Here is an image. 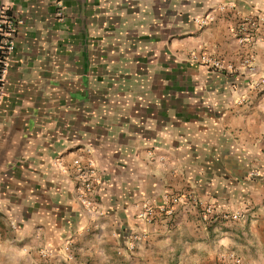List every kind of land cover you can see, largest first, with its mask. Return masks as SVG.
I'll list each match as a JSON object with an SVG mask.
<instances>
[{"label":"crops","instance_id":"1","mask_svg":"<svg viewBox=\"0 0 264 264\" xmlns=\"http://www.w3.org/2000/svg\"><path fill=\"white\" fill-rule=\"evenodd\" d=\"M1 4L17 32L0 99V264H67L66 246L83 264H227V251L264 264V86L250 89L264 25L252 43L235 35L264 0ZM75 161L98 170L91 208ZM190 194L246 217L204 223Z\"/></svg>","mask_w":264,"mask_h":264},{"label":"built area","instance_id":"2","mask_svg":"<svg viewBox=\"0 0 264 264\" xmlns=\"http://www.w3.org/2000/svg\"><path fill=\"white\" fill-rule=\"evenodd\" d=\"M212 19L209 15L197 16L194 18L195 23L198 27H204L207 23ZM260 21L263 19H259ZM258 19L246 18L243 22H241L235 29V35L237 37L238 43L240 45H246L251 42L253 39V34L251 33V29L258 26ZM17 32V23L13 16L9 13V7L5 4L0 5V99L2 96L3 83L5 81V74L7 72V68L9 66V58L11 53L15 49V36ZM189 58L193 62H197L200 64H209L211 63L214 67L221 69H233L234 66L231 64H224L220 60L216 58H208L204 55H199L197 52L192 51L189 53ZM254 59V56L251 54H247L242 57L240 60V66L246 69L251 68V63ZM264 86V75L255 79L250 84V89L253 91L260 92ZM244 98H240L238 103L244 102ZM148 155L150 157L153 156L152 152H149ZM163 159V158H161ZM74 173L73 180L75 182V187L77 191V200L86 206L87 208H91L92 206V198L94 196V191L96 185L99 183L98 170L96 166L90 161L87 164H80L78 161L74 162ZM193 201H196L197 205L201 206L200 211V219L206 223L209 220L211 221H241L246 217V210L248 211V207L246 206L242 210H237L234 212H226V213H216L215 209L207 203H203L197 199H195L193 194H190ZM173 203L179 201L178 197H173L171 199ZM151 207L147 202L143 204V212L139 213L140 217H147L150 214ZM168 214L172 213V209L169 208L166 211ZM14 227V226H13ZM141 236L134 235L132 236L131 241L126 245L125 249L127 251H132L135 248V243L140 239ZM65 253V261L67 264H83L76 261L74 255L68 251V247H64ZM120 253V252H118ZM223 261L227 264H242V259L239 255H237L234 251H227L221 255Z\"/></svg>","mask_w":264,"mask_h":264},{"label":"rangeland","instance_id":"3","mask_svg":"<svg viewBox=\"0 0 264 264\" xmlns=\"http://www.w3.org/2000/svg\"><path fill=\"white\" fill-rule=\"evenodd\" d=\"M263 19V20H259V19ZM254 19V18H253ZM256 19H258L259 20V24H258V26H256V27H254V29H251V33L253 34V37H255V35H256V33H257V30L259 29V27H260V25L262 24V25H264V17H261V16H257L256 17ZM257 37V36H256ZM255 37V38H256ZM253 39V40H251V42L250 43H252V42H254L256 39Z\"/></svg>","mask_w":264,"mask_h":264}]
</instances>
